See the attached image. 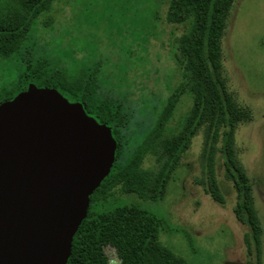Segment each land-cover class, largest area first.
<instances>
[{
	"label": "trees",
	"instance_id": "obj_1",
	"mask_svg": "<svg viewBox=\"0 0 264 264\" xmlns=\"http://www.w3.org/2000/svg\"><path fill=\"white\" fill-rule=\"evenodd\" d=\"M56 1L0 0V58L19 72L14 93L5 92L0 104L14 99L30 84L52 88L69 102L81 103L89 116L112 129L117 142L115 163L90 197L88 216L74 236L67 264H109L107 247L116 249L119 264H187L161 242L162 220L136 205L112 210L106 207L117 191L143 201L163 200L184 155L203 131L204 179L198 184L217 204H226L217 170L221 159L225 177L237 194L234 215L249 229L244 236L247 253L254 257L252 264H262L263 228L253 195L256 183L240 163L235 145L238 128L251 122L252 114L230 94L222 63V40L237 0L168 1L167 23L186 26L176 41L174 55L181 81L161 108L152 109L154 119L148 124L153 125L139 140L129 133L134 111L128 107L125 91L132 86L125 85L130 82V74L124 80L115 69L118 67L89 59L82 63L68 61L59 47L50 48L33 39L41 25L39 18L54 11ZM54 23L52 15L43 26L50 28ZM187 94L191 108L173 129L170 124ZM142 103V112L148 111L146 99ZM148 158L154 160L152 168L144 166Z\"/></svg>",
	"mask_w": 264,
	"mask_h": 264
},
{
	"label": "rangeland",
	"instance_id": "obj_2",
	"mask_svg": "<svg viewBox=\"0 0 264 264\" xmlns=\"http://www.w3.org/2000/svg\"><path fill=\"white\" fill-rule=\"evenodd\" d=\"M168 1L57 0L53 13L39 18L41 25L33 34V39H40L43 45L59 47L68 61L82 63L89 59L118 67L115 69L124 80L130 74L132 82L125 87L132 88L125 92L128 107L134 111L129 131L134 140L141 139L153 125L148 124L154 119L152 109L161 108L181 81L174 55L176 41L186 26L167 23ZM52 15L55 23L44 27L43 21ZM227 22L222 63L230 94L252 114V121L238 128L235 145L240 163L256 183L253 195L263 228L260 259L264 264V0H237ZM18 75L15 65L0 58V101L14 93ZM143 99L148 107L145 112ZM191 105L187 94L171 128L179 127ZM203 150L204 131L194 138L163 200L143 201L117 191L106 210L136 205L150 212L163 222L161 242L187 264H252L254 257L248 255L244 241L249 229L234 215L237 194L225 177L221 159L217 170L226 204H217L198 184L204 179ZM144 166L152 168L154 160L146 159ZM106 255L109 264H119L115 248L107 247Z\"/></svg>",
	"mask_w": 264,
	"mask_h": 264
},
{
	"label": "water",
	"instance_id": "obj_3",
	"mask_svg": "<svg viewBox=\"0 0 264 264\" xmlns=\"http://www.w3.org/2000/svg\"><path fill=\"white\" fill-rule=\"evenodd\" d=\"M116 150L112 129L56 89L1 103L0 264H67Z\"/></svg>",
	"mask_w": 264,
	"mask_h": 264
}]
</instances>
